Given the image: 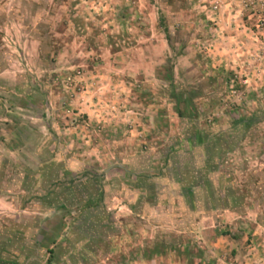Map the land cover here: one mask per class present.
Instances as JSON below:
<instances>
[{
  "label": "rangeland",
  "instance_id": "obj_1",
  "mask_svg": "<svg viewBox=\"0 0 264 264\" xmlns=\"http://www.w3.org/2000/svg\"><path fill=\"white\" fill-rule=\"evenodd\" d=\"M159 105L176 120L164 137L193 123L216 141L207 182L213 196L229 198V217L178 240L189 237L192 254L203 250L209 264H264V0H0L1 257L207 264L170 248L177 238L157 228L161 214L144 236L139 219L135 235L117 230L112 214L131 213L127 186L104 197L109 223L94 212L82 229L71 204L54 242L34 243L61 183L97 172L104 187H120L125 178L105 170L110 163L162 172L170 137L156 136Z\"/></svg>",
  "mask_w": 264,
  "mask_h": 264
},
{
  "label": "crops",
  "instance_id": "obj_2",
  "mask_svg": "<svg viewBox=\"0 0 264 264\" xmlns=\"http://www.w3.org/2000/svg\"><path fill=\"white\" fill-rule=\"evenodd\" d=\"M143 72L145 76H150V72ZM174 76L176 77V75ZM159 106V110L155 106L156 109H153L155 115H152L154 125L157 126V130L161 131L159 135L157 132L156 136H161V139L170 137L164 150L160 151V153L162 152L160 157L163 165L161 166L162 172L160 173L159 169L157 172L152 170L153 165L148 169L131 170L122 163H110L105 170L118 172V174L121 172V175L125 178L120 187L116 183L104 187L97 179L101 178V174L97 172L91 177L86 176L87 178L81 181L67 183L66 185L61 183L60 186L53 188V192L50 191L49 200L46 203L49 210H45L47 215L39 220L43 221L46 218L45 222L40 224L36 230L35 245L47 247V244L54 242V237L61 233V229L64 228V220H67L65 217L68 215L71 204L78 206L77 211L80 215L75 216V218L77 217L76 222L80 225V228L86 229L92 225L90 219L94 212L101 215L98 223L102 220H104V223H109L107 221L108 215H104L103 203L107 201V199L104 200V197L109 190L114 195L111 196L112 198L121 197L119 189H124L125 186H127L126 189H129L125 202L131 213L128 212L125 215L112 214L110 219L114 217V220H117L116 224L119 222L120 227L117 226V230L120 228V232L123 233L127 228V230H131L129 232L132 235H135L136 231H132L133 224H135L133 222L139 219L138 221L146 223L145 226L143 225L141 229L137 230L138 235L144 236L143 229L146 232L149 223H154L152 216L161 214L160 217L163 216L165 221H158V217H155L156 226L157 228H168L166 230H168L170 236L177 238L169 242L170 248H175L177 251L179 248H182V250L189 249L188 244H186L189 242V237H186L182 242L178 238L187 235L200 238L205 233L206 228L203 224L207 220L216 221L219 216L229 217L230 211L224 209V205L228 204L229 198L226 199L222 193L219 196H213V190L207 182L208 176H211L213 172L215 173L214 167L216 166L213 163L217 149L216 141L212 143V139L206 134L200 133L198 125L193 123L190 125L191 127L186 128L189 126L187 125L180 131H178V125L175 134L164 137L168 128L174 126L176 120L175 117L166 118L167 114H161V105ZM178 110L177 107L173 109L177 115ZM189 113L190 111L187 110L185 115ZM126 152L127 149H125ZM149 156H152L151 153ZM52 157L51 154L49 159ZM188 161H192L193 164L188 165ZM203 179L204 181H202ZM74 211L76 212L74 209L71 210V213ZM120 216L123 219H119ZM180 234H182L181 237ZM62 238L59 237V240ZM117 243L113 247L120 246V243ZM0 264L18 263L9 259L8 256L1 257L0 254Z\"/></svg>",
  "mask_w": 264,
  "mask_h": 264
},
{
  "label": "trees",
  "instance_id": "obj_3",
  "mask_svg": "<svg viewBox=\"0 0 264 264\" xmlns=\"http://www.w3.org/2000/svg\"><path fill=\"white\" fill-rule=\"evenodd\" d=\"M177 113H178L179 116L183 114V112L180 109L177 111ZM154 245L157 248L161 244H159L158 242H155ZM186 253H187L188 256L196 258V262H198V263L205 260V262L207 261L206 263L209 264V260L208 259H205V254H204V251L203 250H199L196 253L192 254V252L190 251V249H188L186 251Z\"/></svg>",
  "mask_w": 264,
  "mask_h": 264
}]
</instances>
